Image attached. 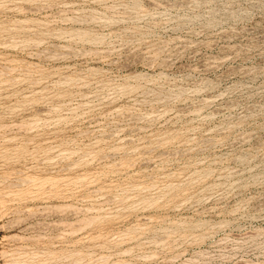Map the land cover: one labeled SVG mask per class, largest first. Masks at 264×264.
<instances>
[{"label": "rangeland", "instance_id": "1", "mask_svg": "<svg viewBox=\"0 0 264 264\" xmlns=\"http://www.w3.org/2000/svg\"><path fill=\"white\" fill-rule=\"evenodd\" d=\"M0 264H264V0H0Z\"/></svg>", "mask_w": 264, "mask_h": 264}]
</instances>
